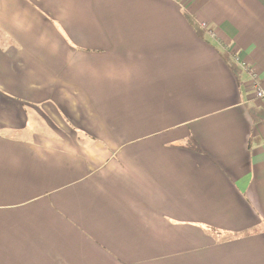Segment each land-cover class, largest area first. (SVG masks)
I'll list each match as a JSON object with an SVG mask.
<instances>
[{"label":"crops","instance_id":"0c3cea01","mask_svg":"<svg viewBox=\"0 0 264 264\" xmlns=\"http://www.w3.org/2000/svg\"><path fill=\"white\" fill-rule=\"evenodd\" d=\"M256 86L264 0H0V264H264Z\"/></svg>","mask_w":264,"mask_h":264},{"label":"built area","instance_id":"2783aa9c","mask_svg":"<svg viewBox=\"0 0 264 264\" xmlns=\"http://www.w3.org/2000/svg\"><path fill=\"white\" fill-rule=\"evenodd\" d=\"M253 80H255V75L251 74ZM255 96L260 99H264V88H261L259 86H256Z\"/></svg>","mask_w":264,"mask_h":264},{"label":"rangeland","instance_id":"374dc122","mask_svg":"<svg viewBox=\"0 0 264 264\" xmlns=\"http://www.w3.org/2000/svg\"><path fill=\"white\" fill-rule=\"evenodd\" d=\"M167 8H168V7H165L164 9L167 10ZM175 10H176V8H175ZM202 25H203L204 28H205V26H206V22H202Z\"/></svg>","mask_w":264,"mask_h":264}]
</instances>
